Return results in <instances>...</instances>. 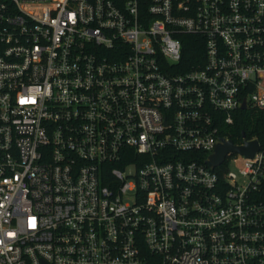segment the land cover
<instances>
[{"label": "built area", "instance_id": "obj_1", "mask_svg": "<svg viewBox=\"0 0 264 264\" xmlns=\"http://www.w3.org/2000/svg\"><path fill=\"white\" fill-rule=\"evenodd\" d=\"M249 108L264 0H0V264H264Z\"/></svg>", "mask_w": 264, "mask_h": 264}, {"label": "trees", "instance_id": "obj_2", "mask_svg": "<svg viewBox=\"0 0 264 264\" xmlns=\"http://www.w3.org/2000/svg\"><path fill=\"white\" fill-rule=\"evenodd\" d=\"M201 39L194 36H184V57L182 65L188 66L198 62ZM203 49V48H202ZM226 136L234 142H241L244 138H256L264 145V110L249 108L241 111L233 126L228 127Z\"/></svg>", "mask_w": 264, "mask_h": 264}, {"label": "water", "instance_id": "obj_3", "mask_svg": "<svg viewBox=\"0 0 264 264\" xmlns=\"http://www.w3.org/2000/svg\"><path fill=\"white\" fill-rule=\"evenodd\" d=\"M245 108L246 105H243V109ZM222 140L224 143L218 144L214 153L209 157L208 163L212 167L221 164L224 161L226 155L230 152H239L246 156H254L260 146L258 140L247 142L243 146H236L233 140Z\"/></svg>", "mask_w": 264, "mask_h": 264}, {"label": "rangeland", "instance_id": "obj_4", "mask_svg": "<svg viewBox=\"0 0 264 264\" xmlns=\"http://www.w3.org/2000/svg\"><path fill=\"white\" fill-rule=\"evenodd\" d=\"M231 169L236 172V174L240 177L242 181L245 180L244 174L241 172V170L236 166L235 162H231L230 164Z\"/></svg>", "mask_w": 264, "mask_h": 264}]
</instances>
